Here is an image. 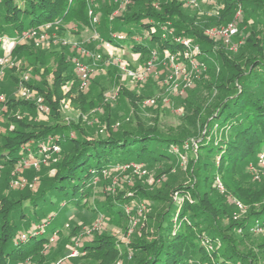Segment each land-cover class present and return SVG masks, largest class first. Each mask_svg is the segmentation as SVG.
I'll return each instance as SVG.
<instances>
[{
	"label": "trees",
	"instance_id": "1",
	"mask_svg": "<svg viewBox=\"0 0 264 264\" xmlns=\"http://www.w3.org/2000/svg\"><path fill=\"white\" fill-rule=\"evenodd\" d=\"M118 1H95L101 39H97L98 44L93 42L90 49L103 57L106 49L98 45L102 40H110L129 59L138 53L141 60L148 61L155 53L162 57L167 51H184V44L175 37L191 38L203 50L199 57L210 67V77L198 81L195 88L203 94L207 91L209 101L216 100L214 111L205 112L208 102L204 95L194 99L187 96L182 129L162 130L155 122L147 126L137 107L134 113L129 112V107L136 105L129 104L130 93L124 88L117 102L127 114L125 110L119 114L106 101V85L119 82L121 73L115 67L109 68L107 76L94 77L89 91L81 93L77 87L81 76L72 61L81 52L62 42L50 48L36 45L31 39L17 43L13 55L22 62L18 74L30 70L33 76L27 84L35 94L44 96L51 114L40 121L34 120V115H16L21 109L32 114L38 109L34 100L16 96L19 77L11 69L0 82V92L6 94L8 107L0 122V165L10 171L29 156L28 146L33 156H38L47 141L60 144L61 153L47 168L37 192L22 190L12 194L0 187V264H18L29 259L32 264L54 263L72 249L83 224L104 216L112 224L126 227L125 205L143 198L151 201V210L145 213L141 230L139 227L134 232L130 247L125 249L133 256L129 258L124 251V264H255L250 238L256 224H264V190L253 194L236 189L235 194L248 207L242 213L240 206L229 204L218 193L215 177L218 174L224 180L245 172L250 161L264 154V0H220V17H206L210 23L218 24L225 14L230 17L240 7L247 13L240 26L246 23L250 29L238 59L223 38H218L222 41L219 47L212 48L201 24L204 19L197 20V13L184 0H128L124 10L113 16ZM89 5L88 0H0V36L17 39L24 30L51 23L58 38L62 37L70 24L92 25ZM249 16L253 25L249 24ZM166 28L174 30L172 38L163 37ZM116 31L128 37L116 38ZM237 37L239 33L235 40ZM207 52L208 56H204ZM148 89L147 96L155 94L156 89ZM72 92L78 95L82 107L78 120L73 121L60 112L62 100L71 97ZM161 102L158 100L157 106ZM100 104L105 105V113L100 115L105 133L94 122L84 119ZM201 116L202 125L198 124ZM118 120L120 124L115 126ZM214 126L221 129L219 139L209 134ZM204 127L206 132L195 162L191 163L187 183L175 184L172 180L154 192L137 182L129 188L131 191L119 188L115 194L98 198L99 186L106 185V173L115 168L137 162L150 170L158 166L165 171L171 169L169 161L177 158L172 146L181 145L191 135L198 137ZM174 190L179 191L175 199L171 197ZM54 208L66 209L65 217L62 224L56 221L60 227L48 233L47 226L55 218ZM71 213L69 218L67 214ZM44 223L46 226L41 227ZM22 234L27 235L25 239ZM53 237L57 240L51 241ZM48 247L51 249L47 250ZM77 249L80 255L70 259L72 264H111L120 254L108 231L85 237Z\"/></svg>",
	"mask_w": 264,
	"mask_h": 264
},
{
	"label": "rangeland",
	"instance_id": "2",
	"mask_svg": "<svg viewBox=\"0 0 264 264\" xmlns=\"http://www.w3.org/2000/svg\"><path fill=\"white\" fill-rule=\"evenodd\" d=\"M88 1L90 2L89 12L93 11V16H97V14L95 13L97 5L95 1L99 0ZM218 1L220 0H184V3L187 6L191 7L192 10H195V12L197 13V20L204 19L202 20L203 22L201 24H204V32L210 38L211 43H213L212 48L214 49H216V46L219 47L222 41L218 38L212 37L209 34V32L213 28L233 24L234 27L238 29L237 34L239 33V37H237V39L235 40L234 36L233 44H228L226 42L231 51L236 52L232 55L238 59L241 53L240 46L243 45L246 39V32L250 29L249 25L247 26L246 23L240 26V23L244 22L247 13L243 12L240 7L236 12L232 13L230 17L228 16L229 13L225 14L222 18V23H210V20H208L206 17H216L217 19L218 17H220L219 15L222 14L221 9L223 8V6ZM117 3L119 7L113 10V16L120 14L121 11L124 10L126 4L128 3V0H119ZM247 19L249 20V24L252 23L251 25H253V20L250 19V16ZM224 21H226L227 23L224 24ZM99 24V18L98 22L93 21L92 25L83 24V26L81 27L76 24H70L67 31L64 32L62 37L60 36L58 38L55 32L56 30L53 29V25L51 23H48L46 25L40 26L39 28L24 30L20 37L14 41L17 44L31 39L36 43V45H41L45 48H50L58 42H62V45H65L73 50L79 51V48L86 49L88 54H81L80 56H78V58H80V60L88 67L89 71L88 84L83 85L82 81L78 82L77 87L80 89L79 91L81 93H86L89 91L94 77H97L99 75L107 76L109 68L115 67L117 69V72L121 73L118 76L119 82L115 85H111L110 83L106 85V89L104 90V97L106 101L110 103L109 106L115 108V111H117L119 114H122L124 112L123 110L125 109L121 108V104L118 103L117 100L118 98H120V91L124 88L130 94H133V97H131L132 95L130 94L128 95V98L131 100H128L129 104L136 105L134 108L129 107V112L134 113L135 111H137L135 110L137 107L138 115L141 116L143 123L147 126L153 125V123L155 122L162 130H166L168 128H176L175 130L182 129V117L185 115L184 111L186 110V100L184 101V99H186L187 96L188 98L194 99V97L197 98L200 95H204L205 98H207L208 102V108L205 112L210 111L209 113H212V111H214V103L216 100L211 99L209 101L210 96L208 95L210 94H207V91H205L203 94V92H198L199 90L195 88L198 81H203V79H208L210 77V67L208 63L204 61L203 57H199L203 52L201 47L200 52L197 54L199 56L197 57L198 64L196 66L186 64V61L188 60H186L184 54H181L179 52L178 54H175L174 52L170 51H167L164 55H162V57L159 54H154V56L149 58L148 61L141 60V56L138 53H133L131 55V59H129L122 53V48L116 47L114 45L108 50H105V56L99 58L93 57L96 51L90 49L89 46L93 45V42H97V44L100 43L98 40L101 39V35L99 34V30L97 28ZM119 33L123 34L124 32L116 31L113 32V35ZM0 37L5 36L1 35ZM163 37L165 39L172 38L173 34H168V32L166 31ZM136 38L139 39L140 35H137ZM0 42L2 51L0 56L5 55L8 52H10L11 54L10 60L5 65L0 67V82L4 79V77L6 78L8 72L11 69L12 72H14L15 70L14 74L19 77V81H17L19 86L17 87L16 96L23 98V94L20 93L18 89L21 87V84H26L27 86H29L27 83L30 81V79H32L33 75L30 74V70H28L23 75L19 76L18 72H20L19 69H21L22 62L20 59H18V57L16 58L13 55V50L16 44L10 47L9 45L12 43V40H9L8 43H4V40H1ZM129 42L130 40L128 39L127 44ZM171 54H175L174 62H172L169 56ZM208 54L209 53L207 52L204 56H208ZM74 57L77 56H73V63ZM25 75H28V78H26ZM7 82H10V80ZM67 88L65 86V89ZM148 88H150V90L156 89L155 94L152 96H147V94L149 93ZM2 93L6 96L4 92H0V94ZM70 94L71 97H65L62 100V111L60 112H63L64 115H66L71 121L76 119L78 120V117L82 111V107L81 105H79L80 103L78 104V101L80 100L78 98V95H75L74 92ZM39 95L42 96V94ZM141 95H144L146 97H142ZM148 100H154L155 102L151 103L148 102ZM158 100L162 101V104L159 106H157L158 104H156ZM44 102L46 106H49V104L46 103L45 99ZM194 102L195 101H193V103ZM36 109H39L37 105ZM92 111L93 112L90 113L91 115H89V113H86L84 115V119L91 124L94 122L95 126H99L98 130L105 133V123L100 118V115L105 113V105L103 106L100 104L96 109ZM31 112L32 111L21 109L16 112V115L18 117L21 116L20 113H24L25 116L34 115V120L40 121L41 119H47V117L51 114V108L49 113L47 114L42 113L38 110L36 111V113L34 112V114H32ZM125 112L127 114L126 110ZM201 117L198 118V124L199 122H201L202 125V119H204V117ZM119 124L120 121L118 120L115 126H118ZM11 127H13V125H11ZM2 128L3 125L0 124V130H2ZM205 132L206 127H204L199 132L198 137L191 135L188 139L184 140L181 145L174 144L172 146V150L176 154L177 158L169 161V167H171V169L167 171H165V168H161L159 166L157 168H154V170H150L144 165L136 168L133 164H126L121 168H115L113 172L107 171L108 173H106L105 175L106 185L104 183L99 186L100 192H98V198L104 199V196H106L108 193L115 194L120 190L119 188L129 189L133 187L137 182L144 184L154 192H156L157 189L164 187V184L166 182H170L172 180L175 181V184L187 183L191 176V163L195 162V157L197 156V151L200 148V143ZM209 132L212 137L216 138L217 136L218 139L222 133L221 129L219 130L216 126L209 130ZM70 136L73 137L74 132L71 131ZM59 153H61V146L59 150H50L48 159L42 162L38 169H36L35 167H26L24 166V164H16V166L10 171H5V169L1 168L0 187L3 186L4 188L9 189V192H11L12 194H17V192H20L22 190L30 191L32 193L37 192L40 187H42L43 178L48 171L47 168L49 169L56 154ZM135 164L139 163L135 162ZM205 168H207L206 165ZM202 172H205V174L207 173L208 175L212 174L208 173V170H203ZM215 181L216 189L218 193L225 198V201H227L229 204H236L240 206L242 208V213H245L248 209L247 204L240 200V198H238L239 196L235 194L236 189L240 190L241 193L251 192L253 194H256L262 189L264 190V163L260 162L258 157L257 160H252L248 163V168L245 172H237L234 176L227 177L224 180L220 175L216 174ZM129 190L131 191V189ZM178 192V190L172 191L171 197L175 199L178 195ZM135 203L137 206L127 213V228L125 226H117L115 224H112L104 216H98L97 218L93 219L92 222L83 224L80 234L75 237V242L72 249L69 252H66L64 256L60 257L58 261L50 264H72L70 259L80 255L79 252L74 253L78 244L85 237H92V235L94 236L96 232L101 231H108L114 236L117 242L118 251H120L119 257L114 263L111 264H124L125 261L123 258V253L124 251H126V248L130 247L134 232H136V230L141 226L144 219L143 217H145V213L151 210L149 206L151 205V201L149 199H137ZM140 208H142L141 211H139ZM54 211L55 214L52 216H54L56 219L54 218L47 226L48 233H51V231L56 227H60L56 224V221L59 220L61 222L60 224H62V220L65 217L66 209L54 208ZM240 214L237 213V215ZM67 216L70 218L73 216V214L71 213L70 216L67 214ZM47 223H49V221ZM47 223H44L43 225H41V227H45ZM96 224H98L99 226L93 228ZM67 226H69V224ZM256 226L257 227L252 230L254 232V235L252 236V238H250V240L252 241V248L255 253L253 254V257L256 258L255 264H264V224L258 223L256 224ZM87 229H91V231L87 232ZM54 241H56V239ZM50 249L51 247L47 248V250ZM126 253L129 258L133 256L131 251H126ZM23 262H26V264L33 263L31 259Z\"/></svg>",
	"mask_w": 264,
	"mask_h": 264
},
{
	"label": "built area",
	"instance_id": "3",
	"mask_svg": "<svg viewBox=\"0 0 264 264\" xmlns=\"http://www.w3.org/2000/svg\"><path fill=\"white\" fill-rule=\"evenodd\" d=\"M207 1H214V0H207ZM90 15H94L93 11L89 12ZM93 21L94 22H98V17L97 16H93ZM170 24V23H169ZM168 34H173L174 30L171 28H166ZM238 32V29L236 27H234L233 24H229L227 26H222V27H218V28H213L209 34L212 37L215 38H223L225 40V42H227L228 44H233L234 42V36H236ZM166 33V32H165ZM114 37L119 38V39H126L127 35L126 34H114ZM4 38V39H3ZM175 39L177 41H180L184 44V51L179 52L181 54H184L186 60V64H189L191 66H196L197 63V57L199 55H197L200 52V46L197 43H194L192 41L191 38H180V37H175ZM4 40V43H8L9 40H12V43L9 45L14 46L16 43L14 40H16L15 38H9V37H0V41ZM99 47H103L106 50H108L109 48H111L113 46V43L110 40H102V43L98 45ZM234 46V45H233ZM233 48V47H232ZM11 51V50H10ZM79 52H81V54H88V52L86 51V49H82L79 48ZM156 54V53H155ZM178 54V53H175ZM175 54H171L169 55L172 62H174L175 60ZM10 52H8L5 55H1L0 56V67L5 65L9 60H10ZM93 57H101L100 53H95L93 55ZM74 64H75V68L78 72V74L81 76V81L83 83V85H87L89 82V77H88V67L80 60V58L74 57ZM26 78H28V75H25ZM19 92L23 94V98L24 99H33L37 106H38V111H41L42 113H49L50 111V107L47 105H45L44 103V97L39 95V94H35V92L30 89L29 86L25 85V84H21V87L19 88ZM5 100H6V96L2 93L0 94V122L3 118V114L4 112H6L7 110V105L5 104ZM148 102L154 103V100H148ZM27 152L29 154V156L22 158L17 164L26 166V167H35L36 169H38L41 165L42 162L46 161L49 157V153L50 150L53 151L54 150H59L60 149V145L57 142H52V141H47L46 143H44L42 145V147H40V151H39V155L38 156H33V152L30 146H28L27 148ZM259 160L260 162L264 163V154L262 153L259 156ZM134 165V167L139 168L141 166H143V164H135L132 163ZM1 165H0V169H1ZM136 203L135 201H132L128 204L125 205V210L126 212H130L134 207H136ZM142 208L139 209V211H141ZM99 225L96 224L94 225L93 228L98 227ZM87 232H90L91 229H87ZM26 234H22V238L25 239L26 238ZM53 239V238H52ZM74 253H78V249H75ZM18 264H26V262H21Z\"/></svg>",
	"mask_w": 264,
	"mask_h": 264
},
{
	"label": "crops",
	"instance_id": "4",
	"mask_svg": "<svg viewBox=\"0 0 264 264\" xmlns=\"http://www.w3.org/2000/svg\"><path fill=\"white\" fill-rule=\"evenodd\" d=\"M55 240V237H53V239H51V241H54ZM57 240V239H56ZM79 245V244H78ZM77 249V248H76ZM46 253H47V251H45ZM78 252H79V250H78Z\"/></svg>",
	"mask_w": 264,
	"mask_h": 264
}]
</instances>
